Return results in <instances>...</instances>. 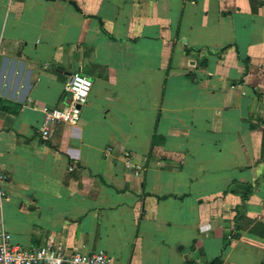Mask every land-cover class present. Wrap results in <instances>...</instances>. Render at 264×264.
I'll list each match as a JSON object with an SVG mask.
<instances>
[{
    "label": "crops",
    "instance_id": "0c3cea01",
    "mask_svg": "<svg viewBox=\"0 0 264 264\" xmlns=\"http://www.w3.org/2000/svg\"><path fill=\"white\" fill-rule=\"evenodd\" d=\"M0 166L21 248L264 264V0H0Z\"/></svg>",
    "mask_w": 264,
    "mask_h": 264
},
{
    "label": "built area",
    "instance_id": "2783aa9c",
    "mask_svg": "<svg viewBox=\"0 0 264 264\" xmlns=\"http://www.w3.org/2000/svg\"><path fill=\"white\" fill-rule=\"evenodd\" d=\"M91 88V81L80 73L69 77L65 88L67 102L57 107H40L42 120L38 137L42 142L48 140L51 127L57 124H76L81 108L85 105ZM135 175L137 173H134ZM5 176L0 166V205L5 198L3 183ZM0 264H110V258L102 251L93 253L68 252L59 245H41L21 248L12 243L10 235L0 229Z\"/></svg>",
    "mask_w": 264,
    "mask_h": 264
}]
</instances>
